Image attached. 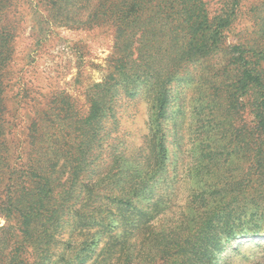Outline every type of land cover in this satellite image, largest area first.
<instances>
[{
  "label": "trees",
  "instance_id": "16d2710c",
  "mask_svg": "<svg viewBox=\"0 0 264 264\" xmlns=\"http://www.w3.org/2000/svg\"><path fill=\"white\" fill-rule=\"evenodd\" d=\"M33 1L42 3L51 25L98 26L103 22L112 27L115 35L112 69L103 82L90 86L89 113L72 119V140L66 150L69 165L59 166L57 153L61 150L53 140L56 135L40 145L37 140L41 139L39 132L42 131L35 123L28 132V139H32L31 156L18 154L11 145V129L6 119L5 68L13 61L16 51L18 21L14 9L19 0H0V216L6 220L0 226V244L3 236L6 240L14 239L10 252L0 249V264H48L52 248L60 243L63 228L71 221L73 228L80 232L96 228L90 237L92 245H99L106 235L102 251L92 264H112L113 258L118 264H155L156 260L163 264H229L230 253L242 249L238 241L240 234L263 235L264 72L250 60L249 53L256 49L247 38L230 45L228 73L231 74L226 84L214 86L213 91H221L230 98L233 92L246 99L251 97L253 108L249 114L254 120L234 127L235 120H247L248 108H233L236 101L231 100L228 108H211L199 135L207 141V145L200 146L211 147L206 152L211 155L220 146L231 147L242 141L251 145L250 153L233 155L226 164L228 170L222 177L216 176L214 183L209 177H200L204 199L201 218L171 227L165 235L169 238L165 247H157L158 239L148 245L149 242L139 240V224L122 219V213L114 217V213L87 208L75 187L77 176L86 169V158H90L91 164L98 158L103 115L106 109L112 110L119 98L117 94L122 91L135 96L142 89L155 90L154 106L165 108L175 99L168 85L179 79L181 69L223 49L226 33L238 19L241 0H222L220 10L214 15L209 9V0H29ZM84 3L92 9L85 21L75 13ZM259 52L262 55L264 48ZM161 58L167 62L158 67L162 60H156ZM152 133L157 136L155 131ZM149 148V155L158 157V161L148 162L144 172L131 174L135 170L125 163L117 169L121 175L128 173L124 180L116 173H109L110 197L116 207H134L133 210L143 212L133 198L148 195L152 198L148 185L159 181L158 166L161 167L167 154L161 152L163 145L156 141ZM121 154L113 157L118 158V163ZM192 211L196 213L195 209ZM120 229L123 233H117ZM70 235L63 243L68 254L62 253L58 264H88L93 256L91 244L88 240L78 243L74 234Z\"/></svg>",
  "mask_w": 264,
  "mask_h": 264
},
{
  "label": "rangeland",
  "instance_id": "374dc122",
  "mask_svg": "<svg viewBox=\"0 0 264 264\" xmlns=\"http://www.w3.org/2000/svg\"><path fill=\"white\" fill-rule=\"evenodd\" d=\"M221 6L222 0H209L212 15ZM91 12V7L85 4L76 8L75 13L85 21ZM14 14L18 21L16 51L13 61L8 62L5 68L6 119L11 129V145L18 154L30 157L32 139H28V132L35 123L42 131L39 132L41 139L37 140L40 145L56 135L53 140L61 150L57 153L59 166L69 165L66 150L72 140L70 125L72 119L89 113L87 93L90 86L103 82L108 70L112 69L114 30L103 22L98 26L89 23L51 25L47 22V11L37 1L30 3L29 0H19ZM226 36L223 49L201 61L185 65L179 79L169 83V91L175 95V99L165 108L154 106L155 90L148 92L145 88L132 96L120 89L114 107L112 110L106 109L103 115L100 130L103 137L97 151L98 158L93 164L90 158H86V169L77 176L75 187L82 197V204L90 209L97 208L101 213H114V217L122 213V219L141 226L139 240L149 242L148 245L155 244L158 239L157 247H165L168 243L165 241H169L165 235L171 227L204 215L200 177H209L208 180L214 183L216 176L220 178L228 170L226 164L233 155L239 153L240 157L250 153L251 145L247 141L231 147L220 146L212 155L206 153L210 152L211 147L200 146L207 145V141L202 140L204 136L199 132L203 129L206 116L212 112L211 108L223 110L228 108L231 100L236 101L233 108H248L245 114L247 120H235L234 127L247 125L254 120L249 114L250 108H253L249 100L251 97L246 99L240 93L233 92L230 98L221 91L213 90L214 86L222 87L228 82V74H231L228 73L231 68L230 45L241 38L251 40L256 51L249 53L250 60L264 72V52L262 55L259 52L260 48H264V0H241L238 19ZM166 62L164 58L158 67ZM210 121L213 122L212 119ZM154 131L158 138L153 136ZM155 141L163 145L161 152H166L167 157L163 158L161 167L158 166L159 181L148 185L152 198L150 195L147 198H133L134 204L143 212L133 210L134 207H116L110 197L112 186L109 184V173H116L124 180L128 173L121 175L117 171L120 164L127 163L135 170L131 174L137 175L147 169L148 162L157 163L158 157L149 155V147H153ZM232 148L235 150L231 151ZM117 154L122 156L119 163L118 158H113ZM226 156L227 161L224 160ZM232 172L235 173V170ZM4 224L6 220L0 216V226ZM76 229L72 221L65 224L60 243L52 248L48 264H58L61 254H68L65 250L67 246L63 243L71 238L72 233L78 243L88 240V244H91L90 237L96 228H85L83 232ZM117 233H123V230H117ZM239 236L242 249L230 253L229 264H264V234ZM105 238L106 235L97 246L91 244L93 256L88 264H92L100 255ZM13 240H6L3 236L1 251L10 252L14 248ZM139 246L142 247V244ZM160 263L159 260L155 261V264ZM112 264H118L114 258Z\"/></svg>",
  "mask_w": 264,
  "mask_h": 264
}]
</instances>
